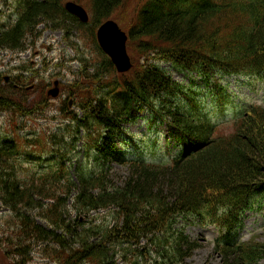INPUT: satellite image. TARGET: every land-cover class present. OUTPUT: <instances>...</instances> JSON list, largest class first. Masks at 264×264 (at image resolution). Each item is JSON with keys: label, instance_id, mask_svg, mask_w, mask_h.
<instances>
[{"label": "trees", "instance_id": "16d2710c", "mask_svg": "<svg viewBox=\"0 0 264 264\" xmlns=\"http://www.w3.org/2000/svg\"><path fill=\"white\" fill-rule=\"evenodd\" d=\"M66 1L22 0L17 21L0 32V48L24 50L28 34L36 35L41 23L63 30L65 38L75 30L88 33L104 61L82 76L105 86L91 89L80 82L68 91L83 113L71 112L77 133H87L83 153L99 168L86 173L79 164L70 175L71 157L49 142L54 165L40 173L18 170L17 141L0 145V210L14 219L5 222L3 240L14 264H27L37 250L58 264H185L200 246L175 226L188 216L217 227L215 252L224 264H258L264 243L257 236L240 242L237 233L245 213L264 203V106L235 105L213 77L264 73V0H74L86 6L88 22L69 13ZM109 19L124 23L134 64L129 72H117L97 41L98 26ZM171 68L197 72L208 84L214 80L219 110L202 111L205 102L194 88L174 81ZM1 77L0 111L28 118L48 107L46 99L28 105V88ZM228 106L234 118L226 125ZM145 110L151 125L167 126L178 147L172 154L169 145L165 163L118 148L125 125ZM113 163L129 169L121 185L110 182ZM102 211L113 222H101ZM147 251L156 254L150 262Z\"/></svg>", "mask_w": 264, "mask_h": 264}, {"label": "rangeland", "instance_id": "374dc122", "mask_svg": "<svg viewBox=\"0 0 264 264\" xmlns=\"http://www.w3.org/2000/svg\"><path fill=\"white\" fill-rule=\"evenodd\" d=\"M21 4L22 0H0V32L5 31L17 21ZM83 6L86 8L85 5ZM124 20L123 17L122 22ZM120 24L121 27L125 28L124 23L120 22ZM123 27L122 29L126 31ZM83 32L75 30L70 38H65L63 30L47 28L44 23H41L36 35V32L28 34L25 42L26 48L19 51V57L10 52L12 49H3L1 53V58L3 57L0 60L1 79L12 75L10 78L16 82L17 76H21L23 79L22 87L28 88V91L24 92L28 105L44 99L49 103L45 110L36 111L28 118L20 117L18 113L0 111V145H3L8 139L17 141L19 150L15 161L18 170L28 169L35 173L48 170L54 165L53 162L48 161V158H52V146L54 150H61L71 157L70 175H74L76 165L79 164L83 165L86 173L98 172L99 165L94 158L83 153L87 133L85 131L77 133V124L72 118L71 112L76 110L79 117L83 113L75 106L74 95L68 91V88L74 84L79 86L80 82L83 85H90L91 89L97 86H105L99 81L84 82L82 73L94 72L95 66L104 61V56L94 42L87 37L86 34L88 33L83 34ZM128 53L131 54V52ZM133 66L134 64L126 72L132 70ZM164 67L169 69L170 65L164 64ZM169 73L174 81L194 88V96L201 98L206 104L201 107L202 111L207 112L206 108L213 109V111L219 110L213 97L214 94L211 92V85H206L202 77H197L195 74L194 77H189L173 68ZM215 78L218 76L215 75ZM55 81H59L60 87V94L57 98L48 95V91L55 86ZM221 81V84L226 86L227 93L231 94L235 105L260 104L264 106V73L257 76L228 75ZM3 89L9 93L6 86ZM181 97L178 96V98ZM224 110L226 111L224 124L227 125V122H231L234 118V111L232 106H228ZM149 116L148 110L142 111L136 122L125 125L127 134L118 139V148L126 150L130 157L139 156L148 162L165 163L169 160V152L167 151L169 145L172 154L176 152L178 147L173 148L174 141L169 137L167 126L165 124L151 125ZM15 122L18 126H15ZM74 144L76 147L75 155H73ZM29 153L41 156V159L32 160L27 155ZM111 170L113 175L110 176V180H112L110 182L117 185H121L129 174L128 167L122 164L113 163ZM254 208L256 209L247 211L242 218V224L237 233V240L240 242H246L257 236L255 239L264 243V203L261 206L256 204ZM100 213L102 214L99 218L101 222L103 220L107 223L113 222L112 216L107 211ZM75 215V212L72 213V216ZM11 217L6 209L0 210L1 264H14L17 261V259L14 260L13 255L7 254L9 246L3 240V233L14 222ZM37 220L46 225L42 219L38 218ZM7 221H9V225H6L5 222ZM175 226L178 229L182 228L192 241L194 240L200 245L186 259L185 264H224L221 256L215 252L216 240L220 236L217 227L205 224L201 219L193 216L180 217ZM145 242L142 240L141 246L145 245ZM5 254L8 258L4 256ZM146 254L147 256L144 257H146L147 262L150 260V256L156 255L155 253L151 254L150 251H147ZM33 255V259L27 264H58L48 257V252L42 253L37 250ZM119 262L123 263L122 260ZM258 264H264V258Z\"/></svg>", "mask_w": 264, "mask_h": 264}, {"label": "water", "instance_id": "95a60500", "mask_svg": "<svg viewBox=\"0 0 264 264\" xmlns=\"http://www.w3.org/2000/svg\"><path fill=\"white\" fill-rule=\"evenodd\" d=\"M66 10L77 16L82 22L89 21L88 10L76 1L69 0L65 3ZM97 39L102 50L110 56L111 61L120 73L128 71L132 65V59L128 53V34L113 19L105 21L97 29ZM6 79H9L6 77ZM60 93L59 81L48 91V95L57 97Z\"/></svg>", "mask_w": 264, "mask_h": 264}, {"label": "flooded vegetation", "instance_id": "af4514ba", "mask_svg": "<svg viewBox=\"0 0 264 264\" xmlns=\"http://www.w3.org/2000/svg\"><path fill=\"white\" fill-rule=\"evenodd\" d=\"M13 82V80L11 78L8 79L7 83ZM16 88H21L22 87V83H23V79L21 76H17L16 78V82H13Z\"/></svg>", "mask_w": 264, "mask_h": 264}, {"label": "bare ground", "instance_id": "6f19581e", "mask_svg": "<svg viewBox=\"0 0 264 264\" xmlns=\"http://www.w3.org/2000/svg\"><path fill=\"white\" fill-rule=\"evenodd\" d=\"M114 20V19H113Z\"/></svg>", "mask_w": 264, "mask_h": 264}]
</instances>
